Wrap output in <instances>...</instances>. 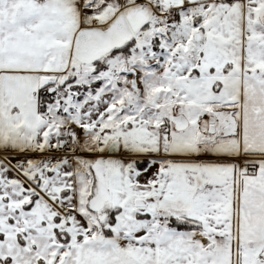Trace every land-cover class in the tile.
Returning a JSON list of instances; mask_svg holds the SVG:
<instances>
[{"label":"snow or ice","instance_id":"1","mask_svg":"<svg viewBox=\"0 0 264 264\" xmlns=\"http://www.w3.org/2000/svg\"><path fill=\"white\" fill-rule=\"evenodd\" d=\"M0 264H264V0H0Z\"/></svg>","mask_w":264,"mask_h":264}]
</instances>
